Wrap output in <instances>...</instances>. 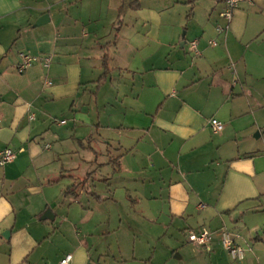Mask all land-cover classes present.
I'll return each instance as SVG.
<instances>
[{"label": "crops", "instance_id": "1", "mask_svg": "<svg viewBox=\"0 0 264 264\" xmlns=\"http://www.w3.org/2000/svg\"><path fill=\"white\" fill-rule=\"evenodd\" d=\"M121 5L0 0V264H264V0Z\"/></svg>", "mask_w": 264, "mask_h": 264}, {"label": "built area", "instance_id": "2", "mask_svg": "<svg viewBox=\"0 0 264 264\" xmlns=\"http://www.w3.org/2000/svg\"><path fill=\"white\" fill-rule=\"evenodd\" d=\"M245 1L250 0H225V8L220 14L222 18H224L226 21H229L232 16L233 12L240 6L241 3ZM223 27H218L217 31L222 32ZM211 44L215 45L216 42L214 40L210 41ZM190 48L194 55H199V52L197 51V40H193L190 42ZM20 61L17 65V71L19 73L24 72L34 61L40 59L39 57H35L29 54L20 53L19 54ZM45 65H48L49 59L44 58L43 59ZM46 85H50V81L45 80ZM65 121L62 120L60 123H64ZM210 126L213 133H218L222 131L224 125L222 122L217 120L216 118H212L210 120ZM16 153L11 148L6 147L3 150L0 151V165H4L10 161H12L15 157ZM203 206V205H200ZM212 232L206 229L202 230H189L187 231V240L191 243H194L196 245H200L207 250H209V244L211 242L212 238ZM219 237H220V244L222 248L228 253V255L233 260H241L244 256V251L240 247V245L236 242V238L238 235H236L234 232L229 231L226 228H223L219 231ZM72 262V254L67 253L65 254L59 264H71Z\"/></svg>", "mask_w": 264, "mask_h": 264}, {"label": "trees", "instance_id": "3", "mask_svg": "<svg viewBox=\"0 0 264 264\" xmlns=\"http://www.w3.org/2000/svg\"><path fill=\"white\" fill-rule=\"evenodd\" d=\"M137 3V0H122V5L121 7L119 8V14H118V25H121L122 24V18L125 14V12L133 7L134 5H136ZM71 189V188H70Z\"/></svg>", "mask_w": 264, "mask_h": 264}, {"label": "water", "instance_id": "4", "mask_svg": "<svg viewBox=\"0 0 264 264\" xmlns=\"http://www.w3.org/2000/svg\"><path fill=\"white\" fill-rule=\"evenodd\" d=\"M48 20V15H43L41 16L37 21H36V25H41L44 22H46ZM46 218H53L52 214L50 213L49 210H47L44 215L42 216V219H46ZM9 233L7 232L5 235L7 236Z\"/></svg>", "mask_w": 264, "mask_h": 264}, {"label": "rangeland", "instance_id": "5", "mask_svg": "<svg viewBox=\"0 0 264 264\" xmlns=\"http://www.w3.org/2000/svg\"><path fill=\"white\" fill-rule=\"evenodd\" d=\"M254 136V135H253ZM256 140V139H255ZM126 222H128V220H126ZM134 222V224H135V227H138V223H139V230H140V232L142 233V234H146V233H149L150 232V228L148 229V227L150 226L149 224H147L146 222L145 223H140V222H138V223H135V221H133ZM237 261H239V260H237Z\"/></svg>", "mask_w": 264, "mask_h": 264}]
</instances>
